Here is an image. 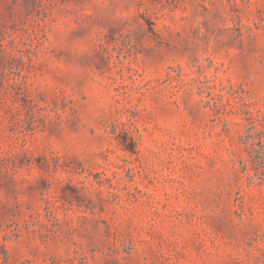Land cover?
<instances>
[{"label": "rangeland", "instance_id": "obj_1", "mask_svg": "<svg viewBox=\"0 0 264 264\" xmlns=\"http://www.w3.org/2000/svg\"><path fill=\"white\" fill-rule=\"evenodd\" d=\"M0 264H264V0H0Z\"/></svg>", "mask_w": 264, "mask_h": 264}]
</instances>
